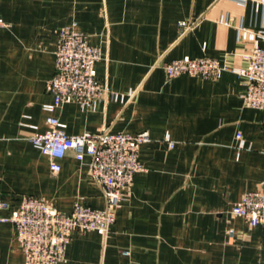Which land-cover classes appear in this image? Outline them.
I'll return each instance as SVG.
<instances>
[{
    "label": "crops",
    "instance_id": "1",
    "mask_svg": "<svg viewBox=\"0 0 264 264\" xmlns=\"http://www.w3.org/2000/svg\"><path fill=\"white\" fill-rule=\"evenodd\" d=\"M0 17L8 24L0 26V204H8L0 206V264H24L8 218L25 196H42L64 213L78 198L106 206L89 156L80 161L68 151L54 173L28 140L46 130L50 115L69 134H150L139 150L146 170L108 233L76 232L65 264H264V225L229 212L264 184V109L245 106V79L232 71L211 80L168 78L163 68L203 55L247 65L255 41L241 40L240 28L264 30V0H0ZM180 20L198 23L183 32ZM74 22L103 50L98 78L125 99L108 92L95 111L68 102L49 112L57 33ZM257 43L264 46V37Z\"/></svg>",
    "mask_w": 264,
    "mask_h": 264
},
{
    "label": "built area",
    "instance_id": "2",
    "mask_svg": "<svg viewBox=\"0 0 264 264\" xmlns=\"http://www.w3.org/2000/svg\"><path fill=\"white\" fill-rule=\"evenodd\" d=\"M220 21L229 23L224 17ZM197 23L198 20H180L179 26L185 32ZM0 26H8L2 17ZM57 36L55 73L46 83V90L54 100L45 104L44 109L53 112L65 103L76 102L85 111H95L99 101L109 92L96 71L103 50L89 42L76 22L62 27ZM262 37L264 30L240 28L241 40L255 41L245 55V66L230 68L217 58L203 55L174 58L165 62L163 68L168 78L189 75L211 80L219 79L227 70L232 71L245 79L241 94L245 106L264 109V46L257 43ZM135 91L130 90L129 95ZM109 94L115 101L125 99L124 94ZM46 122V130H33L28 136L30 143L49 158L54 173L60 171L59 160L68 151L72 150L80 161L89 156L91 174L103 189L106 206L96 208L78 198L71 212L64 213L42 196H25L8 218L15 226L16 239L25 257L24 264H65L68 245L76 232L95 230L106 235L116 220L118 208L130 196L136 174L146 170L139 159V150L142 143L150 140L148 131L132 134L102 129L69 134L56 115H50ZM27 125L37 129L34 124ZM237 138L243 147L242 134L237 133ZM0 206L5 208L8 204L1 203ZM229 212L234 217L248 220L252 226L264 225V184L243 194ZM228 233L232 235L233 229Z\"/></svg>",
    "mask_w": 264,
    "mask_h": 264
}]
</instances>
